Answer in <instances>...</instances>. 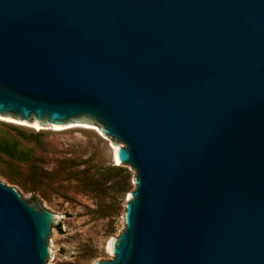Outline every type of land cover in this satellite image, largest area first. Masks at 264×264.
Returning <instances> with one entry per match:
<instances>
[{
	"label": "water",
	"instance_id": "1",
	"mask_svg": "<svg viewBox=\"0 0 264 264\" xmlns=\"http://www.w3.org/2000/svg\"><path fill=\"white\" fill-rule=\"evenodd\" d=\"M0 118L135 172L94 264H264V0H0ZM35 195L0 181V264L50 259Z\"/></svg>",
	"mask_w": 264,
	"mask_h": 264
},
{
	"label": "rangeland",
	"instance_id": "2",
	"mask_svg": "<svg viewBox=\"0 0 264 264\" xmlns=\"http://www.w3.org/2000/svg\"><path fill=\"white\" fill-rule=\"evenodd\" d=\"M114 146H121L117 143ZM110 142L95 128H35L0 118V181L23 198L35 195L41 207L61 215L52 228L46 264L108 261L106 243L124 229V196L134 190L129 166H120L128 190L113 185Z\"/></svg>",
	"mask_w": 264,
	"mask_h": 264
},
{
	"label": "trees",
	"instance_id": "3",
	"mask_svg": "<svg viewBox=\"0 0 264 264\" xmlns=\"http://www.w3.org/2000/svg\"><path fill=\"white\" fill-rule=\"evenodd\" d=\"M108 169H109V172L113 174L115 179H117L115 180L113 184L116 188V191L120 195L124 194L128 190L127 178L124 176H120V174H122V171L119 167L109 166ZM57 230L60 231L59 226H57Z\"/></svg>",
	"mask_w": 264,
	"mask_h": 264
},
{
	"label": "bare ground",
	"instance_id": "4",
	"mask_svg": "<svg viewBox=\"0 0 264 264\" xmlns=\"http://www.w3.org/2000/svg\"><path fill=\"white\" fill-rule=\"evenodd\" d=\"M25 125V124H24ZM30 126V125H29ZM31 127H33V128H35L36 130H38L39 129V127H35V126H31ZM63 129H65V128H61V129H54V130H56V131H58V130H63ZM118 146H112V148H113V154H114V152H115V150H116V148H117ZM116 162V161H115ZM110 242H111V239H109L108 241H107V243H106V248H107V252L110 254ZM112 255V254H111Z\"/></svg>",
	"mask_w": 264,
	"mask_h": 264
}]
</instances>
